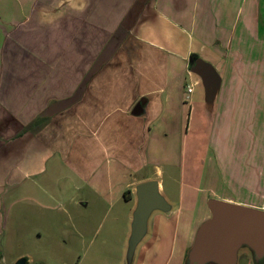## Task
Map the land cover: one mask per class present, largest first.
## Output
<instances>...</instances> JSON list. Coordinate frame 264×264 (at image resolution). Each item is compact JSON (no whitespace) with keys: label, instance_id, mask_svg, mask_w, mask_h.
I'll list each match as a JSON object with an SVG mask.
<instances>
[{"label":"crops","instance_id":"0c3cea01","mask_svg":"<svg viewBox=\"0 0 264 264\" xmlns=\"http://www.w3.org/2000/svg\"><path fill=\"white\" fill-rule=\"evenodd\" d=\"M195 114L206 194L152 215L133 264H183L210 199L264 210V0H0V264L35 213L63 229L61 254L77 215L81 242L106 226L124 264L136 185L157 180L171 204L166 176L194 188Z\"/></svg>","mask_w":264,"mask_h":264},{"label":"water","instance_id":"95a60500","mask_svg":"<svg viewBox=\"0 0 264 264\" xmlns=\"http://www.w3.org/2000/svg\"><path fill=\"white\" fill-rule=\"evenodd\" d=\"M192 59L189 60L191 64ZM203 73L206 68L194 67ZM141 100L137 109H142ZM135 208L132 212L130 234L124 264H133L138 246L147 237L149 220L155 213L170 215L173 206L160 191L157 180L139 183L135 187ZM209 219L198 227L188 252L189 264H238L239 251L248 246L257 260L264 257V210L227 203L217 199L207 202ZM13 264H32L26 257Z\"/></svg>","mask_w":264,"mask_h":264},{"label":"rangeland","instance_id":"374dc122","mask_svg":"<svg viewBox=\"0 0 264 264\" xmlns=\"http://www.w3.org/2000/svg\"><path fill=\"white\" fill-rule=\"evenodd\" d=\"M184 120L185 118L183 119L182 117V121ZM190 122L191 123L188 125V121L185 120L182 123L181 127L183 132H185L186 128L188 127L186 135V148L187 154L190 153L191 156L187 155V158L189 161L191 159V163L194 169L197 170L193 172L192 177L189 181L191 182V185L194 186V188H191V190L186 188L184 185L186 179L183 178L182 175L181 177H179V174L175 183L169 181L167 179V176L162 179L164 190L166 194L170 196L169 198L173 201V205L168 201L173 206V209L177 206L178 197L180 193H184L187 202H185V204L187 206L192 201H194L196 197L198 198L196 199L200 204L201 199L204 198V194H206L205 187H202L200 183V169L202 167V157L205 158L204 155L206 153L205 151L207 144V141H204L202 139V133L204 132L206 127L203 121L200 119V116L197 117L196 114ZM263 140L264 139L258 141V146H262L264 144ZM183 209H185V207ZM201 210L202 207L198 206L197 213H195L194 211V215H196V217L200 216L198 214L201 212ZM38 216L39 215H37L36 213L34 215L30 214L28 220L23 223L24 227L20 243H15L14 245H12L7 244L6 241L5 244H2V246H4V249L1 254H3L4 258L6 259L4 260L3 264H13L17 260V258H19V256L29 258V255L33 259L34 263L32 264H66L64 263V261H66L67 264H115L116 261H114L113 259L112 249H109V245L107 244V242H109L108 237H105V229L107 228L106 226L104 228V225H102L100 227H94L93 229L91 228L87 230L88 234L84 236L86 237L84 242H81L80 240L82 239L77 237V234L79 231H83L77 230L75 228L73 229L72 225L74 224L77 226L85 215H77L78 220L74 222L70 221L69 223L72 222L70 226L64 227V233H66V236H63L65 237L64 240H66V245H63L62 248L66 249L67 251H70L71 253L67 254L64 252L63 254H61L59 252L60 248L57 249L56 247L59 245L58 242L62 240L61 234L63 229H61L60 226H54V219H51L49 217L47 219V216H45L46 225L43 222L41 223V221L38 219ZM49 216L51 217L52 215ZM64 221L66 222V220ZM182 223L183 225L188 223V218L186 216H184ZM58 231L61 233V237L59 238L57 236V233H59ZM8 236L9 235L7 234L6 237ZM56 236L58 239H56ZM116 237L118 238L119 235ZM116 237L115 241H117L118 244L120 237L118 238V240ZM67 243H69L70 245L67 246ZM95 246L98 247L97 253L94 250ZM26 253H28L29 255H25ZM244 254L251 255L252 250L248 246H243L239 251V258L242 257ZM263 262L264 257L258 260V263L260 264ZM172 264H174V262Z\"/></svg>","mask_w":264,"mask_h":264},{"label":"trees","instance_id":"16d2710c","mask_svg":"<svg viewBox=\"0 0 264 264\" xmlns=\"http://www.w3.org/2000/svg\"><path fill=\"white\" fill-rule=\"evenodd\" d=\"M128 197H129V196H128V191H127V192L124 193V198H125V199H128ZM189 250H190V249H189ZM189 250L187 251V253H186V255H185L184 263H183V264H189V263H188V259H187V256H188V252H189ZM253 256H254V254H253ZM254 261L258 263V260H256L255 256H254ZM258 264H260V263H258ZM261 264H262V263H261Z\"/></svg>","mask_w":264,"mask_h":264},{"label":"built area","instance_id":"2783aa9c","mask_svg":"<svg viewBox=\"0 0 264 264\" xmlns=\"http://www.w3.org/2000/svg\"><path fill=\"white\" fill-rule=\"evenodd\" d=\"M192 92V89L191 88H188L187 89V93L189 94V93H191Z\"/></svg>","mask_w":264,"mask_h":264}]
</instances>
